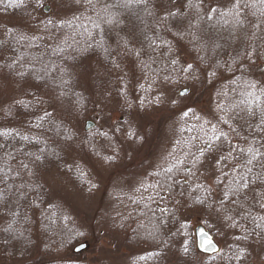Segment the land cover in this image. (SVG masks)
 Returning a JSON list of instances; mask_svg holds the SVG:
<instances>
[{
	"label": "trees",
	"instance_id": "obj_1",
	"mask_svg": "<svg viewBox=\"0 0 264 264\" xmlns=\"http://www.w3.org/2000/svg\"><path fill=\"white\" fill-rule=\"evenodd\" d=\"M44 1L0 0V17L29 20L26 28L0 26V84L12 88L0 110V264H88L71 248L91 244L94 233L50 200L42 180L76 166L65 165L58 145L62 131L70 132L66 123L91 106L88 94L78 95L73 71L93 59L109 72L115 68L96 39L97 21L106 28L105 12L112 15L108 28L130 13L138 28L156 30L128 47L143 64L130 77L133 108L162 110L161 90L175 93L200 79L210 92L202 114L175 109V150H169L175 160L158 182L145 173L114 196L122 203L114 227L135 251L128 264H256L264 252V70L258 75L248 67L264 63V0H121L120 9L119 0H63L82 15L58 23L41 14ZM113 8L120 12L111 14ZM35 69L53 78L36 82ZM90 134L79 140L109 141ZM188 214L201 216L217 237V254L197 252Z\"/></svg>",
	"mask_w": 264,
	"mask_h": 264
},
{
	"label": "rangeland",
	"instance_id": "obj_2",
	"mask_svg": "<svg viewBox=\"0 0 264 264\" xmlns=\"http://www.w3.org/2000/svg\"><path fill=\"white\" fill-rule=\"evenodd\" d=\"M45 1L39 3V9L43 16H48L47 20L50 22H63L72 15L73 17L82 15L81 9L75 14L69 12L63 0ZM99 2L101 3V0ZM116 2L120 9L121 0ZM46 7L49 11L43 13ZM119 9L113 8L110 13H119ZM73 17L72 19L75 20ZM82 17L85 18V15ZM131 17L133 16L130 13H122L116 28H108L107 25L111 26L112 15H107L105 12L103 19H106V28L101 21L95 24V33L102 35L96 39L105 42V46L112 54L111 65L114 64L115 68L109 72L101 65V60L93 59L91 62L85 61L76 71H73L70 77L77 81L75 87H77L78 95L88 94L91 106L86 116L78 115L77 118L72 119L71 123H66L70 132L66 129L65 132L62 131V138H59L58 145L62 147L65 165L74 163L71 167L76 166L73 170H68L65 175L56 170L51 171L43 176L42 180L49 189L50 200L67 211L69 218H73L78 227L94 233L91 244L86 242V249L80 253V260L88 264H128L135 255V251L127 249L124 240L118 234V229L114 227L117 222V207L122 206V203L114 202V196L136 186L145 173H153L156 183L162 177L160 173L168 167L172 159L169 150H175L171 140V135L177 128L175 120L178 115L175 109L188 107L202 114L209 108L207 100H209L210 92L206 91L207 88L203 86L201 79L197 84L179 88L175 93L172 88L165 87L161 90L159 95H161L160 102L164 106L162 110L156 108L147 112L133 108L134 105L131 106L130 102L133 103L131 96L136 97V94H133L135 88L131 84L130 77L132 73L139 70V64L142 63L136 57L137 52L128 47L138 46V43L150 39L156 32V30L152 31L153 28H138V20ZM132 23L134 27L130 26ZM88 25L91 28L92 21ZM0 26L26 28L29 26V20L12 21L0 17ZM139 56L143 58L140 53ZM143 56H145L144 52ZM248 68L259 75L264 70V63L254 64V67ZM32 71L31 74L38 73L40 76L36 82H46L49 81V76L52 77L48 72L42 74L36 69ZM30 82L32 83L31 80ZM0 85H5L2 87L4 92L0 95L1 110L3 105L8 103L7 99L11 95L10 92L12 93V88L9 89L10 86L4 80ZM182 91L187 93L179 96L178 94ZM122 96L127 97L125 104ZM113 98H120L121 101L113 100ZM168 104H176L177 107ZM74 121L75 124H72ZM86 121L95 122L94 128L85 132L86 134L92 133L90 136L94 135L95 138L99 136L109 141L102 144L99 141L94 146H87L86 142L82 143L79 135L81 136L84 132ZM187 216L191 217L192 230L202 224L201 216L194 214ZM97 231L101 233L97 234ZM214 240L221 247L217 237ZM77 245L71 248L72 254H74L73 248ZM254 263L264 264V252L256 255Z\"/></svg>",
	"mask_w": 264,
	"mask_h": 264
},
{
	"label": "water",
	"instance_id": "obj_3",
	"mask_svg": "<svg viewBox=\"0 0 264 264\" xmlns=\"http://www.w3.org/2000/svg\"><path fill=\"white\" fill-rule=\"evenodd\" d=\"M49 8L46 7L43 10V13H48ZM187 93L186 91L180 92V95ZM95 126V123L93 121H86L84 132H88L89 130L93 129ZM194 240H195V246L197 252H199L202 255H214L217 254L219 251V247L216 244L214 238L211 236V234H208V232L205 230V228L201 225L195 227L194 229ZM86 244L81 243L73 248L74 254H80L86 249Z\"/></svg>",
	"mask_w": 264,
	"mask_h": 264
}]
</instances>
